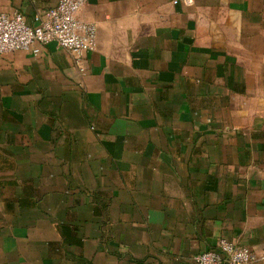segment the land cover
<instances>
[{
	"label": "crops",
	"instance_id": "0c3cea01",
	"mask_svg": "<svg viewBox=\"0 0 264 264\" xmlns=\"http://www.w3.org/2000/svg\"><path fill=\"white\" fill-rule=\"evenodd\" d=\"M174 1L88 0L84 73L56 43L0 55V264L264 248V0Z\"/></svg>",
	"mask_w": 264,
	"mask_h": 264
},
{
	"label": "built area",
	"instance_id": "2783aa9c",
	"mask_svg": "<svg viewBox=\"0 0 264 264\" xmlns=\"http://www.w3.org/2000/svg\"><path fill=\"white\" fill-rule=\"evenodd\" d=\"M87 1L59 0L54 7L35 14L32 25L20 12L0 11V55L18 50L36 55L40 46L56 43L72 55L84 73L85 55L97 50L96 26L78 15ZM261 260L264 248L255 251L227 238H219L214 248L202 250L193 258L194 264H251Z\"/></svg>",
	"mask_w": 264,
	"mask_h": 264
}]
</instances>
